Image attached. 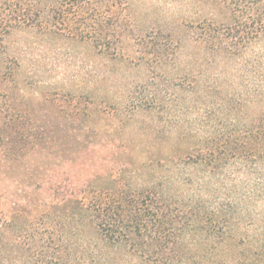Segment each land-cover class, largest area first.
<instances>
[{
	"label": "rangeland",
	"instance_id": "374dc122",
	"mask_svg": "<svg viewBox=\"0 0 264 264\" xmlns=\"http://www.w3.org/2000/svg\"><path fill=\"white\" fill-rule=\"evenodd\" d=\"M59 1L18 0L44 13L0 37V264H161L107 241L86 208L153 187L184 210L230 198L244 213L227 224L235 240L180 236L183 261L171 264H264L252 256L260 244L238 240L257 236L264 195L218 193L217 167L194 161L213 132L264 109V34L230 38L232 0H121L108 11L92 0L86 8L116 19L98 50L49 27Z\"/></svg>",
	"mask_w": 264,
	"mask_h": 264
},
{
	"label": "trees",
	"instance_id": "16d2710c",
	"mask_svg": "<svg viewBox=\"0 0 264 264\" xmlns=\"http://www.w3.org/2000/svg\"><path fill=\"white\" fill-rule=\"evenodd\" d=\"M90 1L60 0L55 8L48 10L45 21H50V28L66 30L73 36L91 41L95 48L101 50L112 42L111 29L116 19L102 15L100 8L99 11L95 7L86 8ZM111 1L104 0L106 11L109 5L113 7L122 3L121 0ZM228 8L232 22L227 23L226 29L231 39L249 42L264 34V0H232ZM39 13L44 12L38 9L37 13H33L31 8L25 9L18 0H0V37L2 31L12 26L36 21L35 17L41 16ZM243 119L239 122L238 117L232 118L234 124H240L232 130L213 132L205 140V150L197 146L194 161L199 166L217 167L219 173L211 185L218 193L228 190L230 184L228 194L239 186L245 195H264V177H253L260 168L264 171V109L257 116H243ZM202 139L197 138L198 141ZM236 178L239 179L234 180ZM158 189L153 187L129 192L116 189L118 192L97 196L86 204V208L90 214L93 213L91 221L107 241L128 242L135 253L152 263L171 264L175 259L182 263V248L178 247V239L187 232L199 231L205 234L206 241L219 243L215 237L221 241L225 237L236 239L229 235L231 227L227 224L240 220L244 213L235 201L220 198L208 208L190 199V209L184 210L171 201L172 195L163 194ZM239 199L242 200L241 197ZM259 222L262 223L256 228L258 234L252 233L256 237L245 234L246 237L238 240L260 244L257 246L260 250L254 249L252 256L261 259L264 256V213Z\"/></svg>",
	"mask_w": 264,
	"mask_h": 264
}]
</instances>
